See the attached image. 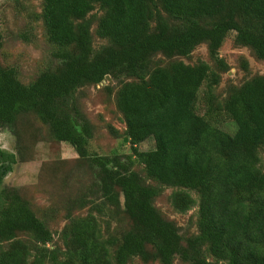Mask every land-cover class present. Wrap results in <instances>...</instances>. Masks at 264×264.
Masks as SVG:
<instances>
[{
  "label": "trees",
  "instance_id": "16d2710c",
  "mask_svg": "<svg viewBox=\"0 0 264 264\" xmlns=\"http://www.w3.org/2000/svg\"><path fill=\"white\" fill-rule=\"evenodd\" d=\"M48 41L60 49V66L24 85L13 68L0 65V127L15 129L33 114L55 141L72 146L94 170L106 205H118L130 220L120 238H104L98 215L71 218L62 246L17 193L1 188L13 156L0 151V264H264V75L252 77L222 103L213 95L219 74L204 62L172 61L154 66L152 57H188L206 44L215 67L225 71L219 50L233 33L236 46L264 62V0H41ZM98 6L97 35L108 43L92 47L87 16ZM154 24V25H152ZM1 45V43H0ZM107 77L119 82L115 104L132 150L90 156L92 126L68 106L72 94ZM133 81H130V80ZM205 86L203 115L197 104ZM229 123L234 132L223 129ZM152 138L153 150L137 146ZM143 166L146 185L136 165ZM166 188L179 213L198 206V233L183 240L172 221L153 205ZM197 195V200L192 196ZM30 234L33 249L18 239ZM5 243V246L3 245Z\"/></svg>",
  "mask_w": 264,
  "mask_h": 264
},
{
  "label": "rangeland",
  "instance_id": "374dc122",
  "mask_svg": "<svg viewBox=\"0 0 264 264\" xmlns=\"http://www.w3.org/2000/svg\"><path fill=\"white\" fill-rule=\"evenodd\" d=\"M41 13V0H0V65L13 68L24 85L32 83L41 73L53 71L60 66L57 57L60 49L48 41ZM101 15L102 10L95 6L87 16L95 52L108 43L96 33ZM233 39L234 34L231 33L219 50V58L227 65L225 71L215 67L205 43L197 46L188 57L168 59L156 54L152 57V63L158 67L167 66L172 61H182L187 65L200 62L208 64L220 76L218 84L213 88V95L223 103L233 88L252 77L264 75V62L258 60L249 48L236 46ZM118 87L119 82L109 77L100 84L77 89L68 101L71 113L86 119L92 126V138L88 145L90 156H118L124 160L125 156L132 154L129 140L125 136L123 116L115 104ZM200 90L197 112L203 115L206 110L203 100L205 86ZM222 127L230 133L235 130L229 123ZM154 147V141L150 138L138 145L137 149L150 151ZM0 151L14 158L12 164L6 163L9 170L1 188L17 193L51 231L53 241L48 248L62 246L61 232L71 218L83 217L89 212L98 215L95 206H105V203L101 204L104 201L101 200L89 161L79 159L69 144L55 141L48 126L33 114L20 115L12 131L0 127ZM261 165L264 169V149L261 151ZM134 170L146 185L156 186L153 181L145 178L142 165L137 164ZM172 192L173 189L166 188L153 205L162 217L175 224L184 240L198 233V206L195 205L185 213L175 211L170 203ZM192 196L197 200L195 193L192 192ZM118 200V205H106L103 216L99 218L104 238H120L123 231L129 228L130 220L123 213L120 195ZM17 237L31 249L37 245L28 233H19ZM130 264L159 263H144L134 258ZM173 264L189 263L176 257Z\"/></svg>",
  "mask_w": 264,
  "mask_h": 264
},
{
  "label": "water",
  "instance_id": "95a60500",
  "mask_svg": "<svg viewBox=\"0 0 264 264\" xmlns=\"http://www.w3.org/2000/svg\"><path fill=\"white\" fill-rule=\"evenodd\" d=\"M107 79H109V77H107ZM125 141H128L127 139H125Z\"/></svg>",
  "mask_w": 264,
  "mask_h": 264
}]
</instances>
